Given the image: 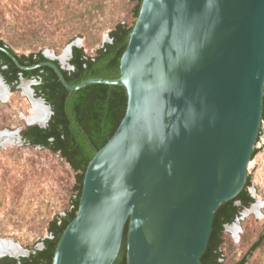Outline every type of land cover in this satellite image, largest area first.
<instances>
[{
	"label": "water",
	"instance_id": "obj_1",
	"mask_svg": "<svg viewBox=\"0 0 264 264\" xmlns=\"http://www.w3.org/2000/svg\"><path fill=\"white\" fill-rule=\"evenodd\" d=\"M6 53L22 71L52 68L70 93L89 84L127 93L123 119L85 170L52 264H113L126 225V264H199L214 215L243 190L264 133V0H142L117 79L71 86L61 73L72 69L68 60L43 54L48 61L22 66ZM0 83L11 92L1 75ZM23 83L34 98L37 82ZM35 100L49 110L38 125L46 127L52 110ZM22 250L0 249V259L31 254Z\"/></svg>",
	"mask_w": 264,
	"mask_h": 264
},
{
	"label": "rangeland",
	"instance_id": "obj_2",
	"mask_svg": "<svg viewBox=\"0 0 264 264\" xmlns=\"http://www.w3.org/2000/svg\"><path fill=\"white\" fill-rule=\"evenodd\" d=\"M133 6L131 0H0V40L17 56L42 53L65 63L68 47L76 45L94 57L117 24H132ZM10 91L0 100V239L31 253L49 237L50 222L70 209L75 172L58 154L24 143L19 132L36 125L26 121L33 108L29 88ZM247 176L254 202L224 227L221 264L243 258L264 264V133Z\"/></svg>",
	"mask_w": 264,
	"mask_h": 264
},
{
	"label": "trees",
	"instance_id": "obj_3",
	"mask_svg": "<svg viewBox=\"0 0 264 264\" xmlns=\"http://www.w3.org/2000/svg\"><path fill=\"white\" fill-rule=\"evenodd\" d=\"M134 3L131 25L120 23L109 33L110 42L105 43L96 51L94 57L84 54L83 49L73 46L69 64L71 70L61 73L68 85L74 86L92 78L117 79L120 76V59L127 48L129 34L138 17L142 0H131ZM0 45L4 43L0 40ZM20 65L31 66L45 62L42 53L29 56H17L10 50ZM5 70L0 69L4 81L13 90L19 84V77L26 80L38 78L39 83L32 86L35 96L42 98L52 110V115L46 127L31 125L20 131V137L25 144L33 147L46 148L58 154L75 172V195L71 200L68 212L55 218L48 227L49 237L42 240V248L32 251L28 257H3L0 264H52L56 246L67 225L76 216L85 170L94 155L108 142L123 119L127 107V93L123 86L89 84L77 91L69 92L58 80L56 73L48 66L33 70H20L11 59L0 53ZM58 65L57 61H52ZM262 122H264V97L262 102ZM261 130L258 132L257 142ZM257 153L254 148L251 159ZM250 179L247 177L243 190L236 198L223 203L214 215L213 225L206 251L201 256L199 264H221L222 233L224 225L231 224L240 209L247 208L254 199L248 194ZM241 201V206L234 202ZM125 226L119 254L113 264H126ZM257 244L252 246L251 250ZM246 258L237 264H244Z\"/></svg>",
	"mask_w": 264,
	"mask_h": 264
},
{
	"label": "bare ground",
	"instance_id": "obj_4",
	"mask_svg": "<svg viewBox=\"0 0 264 264\" xmlns=\"http://www.w3.org/2000/svg\"><path fill=\"white\" fill-rule=\"evenodd\" d=\"M62 61L64 62L65 60H62ZM22 85L28 86V83H23ZM24 88L26 89V87ZM27 95L30 97V100L32 101L31 103H33V108H32V112L30 116L26 118V121L30 124H36V125L45 124L49 116L48 108L44 106L40 101L32 98L30 90L27 92ZM9 96H10V92L4 91V86H2V84L0 83V100L6 102ZM0 249L2 250L3 253L10 254V255L17 256V255L24 254V251L20 249V247L16 244L3 243V244H0Z\"/></svg>",
	"mask_w": 264,
	"mask_h": 264
},
{
	"label": "flooded vegetation",
	"instance_id": "obj_5",
	"mask_svg": "<svg viewBox=\"0 0 264 264\" xmlns=\"http://www.w3.org/2000/svg\"><path fill=\"white\" fill-rule=\"evenodd\" d=\"M6 52H8V53H10V51H9V48L8 47H6L5 45H0V53H2V54H4L7 58H9L10 59V57L7 55V53ZM11 54V53H10ZM12 61V60H11ZM48 61V60H47ZM4 60L1 58V56H0V69L1 70H5L6 68H7V65H5L4 63ZM13 62V61H12ZM46 62V61H45ZM52 62V61H51ZM53 63V62H52ZM2 76V75H1ZM24 79L23 77H19V82H20V79ZM24 80H26V79H24ZM30 81H36L37 82V84L39 83V80H38V78H32V79H29ZM37 84H35V85H37ZM32 86H34V85H32ZM32 86H31V88H32ZM33 89V88H32ZM33 92H34V90H33ZM34 95H35V92H34ZM36 97V96H35ZM37 98H39V97H37ZM42 99V98H41ZM43 100V99H42ZM44 101V100H43ZM46 104V103H45ZM234 205L235 206H238V207H240L242 204H241V201H236V202H234ZM253 204L251 203L248 207H251ZM246 208L245 207H243V208H241L240 209V211H239V213L237 214V216L239 215V214H241L242 213V211L243 210H245ZM237 216L235 217V219L237 218ZM234 219V220H235ZM227 225H229V224H227ZM224 227H226V225H224ZM42 243H41V248H42ZM41 248H39V249H41ZM39 249H37V250H39Z\"/></svg>",
	"mask_w": 264,
	"mask_h": 264
}]
</instances>
